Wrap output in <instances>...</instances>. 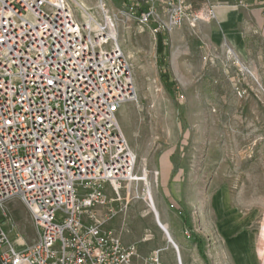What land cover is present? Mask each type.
Returning <instances> with one entry per match:
<instances>
[{"label":"rangeland","instance_id":"1","mask_svg":"<svg viewBox=\"0 0 264 264\" xmlns=\"http://www.w3.org/2000/svg\"><path fill=\"white\" fill-rule=\"evenodd\" d=\"M86 1L95 16L114 19L137 91L117 117L137 156L139 181L119 195L111 186L115 199H132L136 229L150 234L160 252L152 260L137 250L132 264H262L264 30L248 31L242 51L237 37L233 45L229 37L212 38L207 21L155 35V24L142 27L136 19L137 0ZM0 222L19 250L38 239L18 198L7 217L0 211Z\"/></svg>","mask_w":264,"mask_h":264},{"label":"built area","instance_id":"2","mask_svg":"<svg viewBox=\"0 0 264 264\" xmlns=\"http://www.w3.org/2000/svg\"><path fill=\"white\" fill-rule=\"evenodd\" d=\"M131 9L155 35L200 19L188 0ZM115 30L110 16L78 15L68 0H0V211L20 199L38 231L19 250L0 222V264H132L136 244L94 215L107 184L119 195L139 181L117 117L137 91Z\"/></svg>","mask_w":264,"mask_h":264},{"label":"crops","instance_id":"3","mask_svg":"<svg viewBox=\"0 0 264 264\" xmlns=\"http://www.w3.org/2000/svg\"><path fill=\"white\" fill-rule=\"evenodd\" d=\"M188 3L190 14L200 17L195 23L198 22L201 26L202 22L207 21L212 38L221 36L226 40L229 37L230 43L233 42V37L239 38L237 42L239 50H247L246 35L248 31L254 29L258 32L260 28L264 30V0H188ZM190 23H192L191 20L184 26H189ZM247 23L250 25L249 30L246 27ZM105 195L108 203L94 208L96 221L103 223L102 227L105 230L120 236L124 244L137 243V250L141 256L155 260L153 256L160 252V246L151 242L150 234L144 237L145 234L136 229L134 214L130 208L132 199L122 196L115 199L111 184L106 185ZM159 213V217L163 220L165 213L162 211L161 205ZM84 219L85 222L91 221L88 214H85ZM165 227L169 228L168 233L170 238L175 240H173L174 243H182L179 241L178 232L172 226L165 224ZM135 258L136 256L132 259L133 263L136 261Z\"/></svg>","mask_w":264,"mask_h":264},{"label":"bare ground","instance_id":"4","mask_svg":"<svg viewBox=\"0 0 264 264\" xmlns=\"http://www.w3.org/2000/svg\"><path fill=\"white\" fill-rule=\"evenodd\" d=\"M73 2L75 3V5L77 6V8L80 9H87L89 8V2L87 3L86 0H73ZM79 12V11H78ZM82 13V12H81ZM114 36L116 38H119L118 37V31L115 30L114 32ZM264 241V240H263ZM259 255L262 256V264H264V243H263V247L261 248L260 252H259Z\"/></svg>","mask_w":264,"mask_h":264},{"label":"water","instance_id":"5","mask_svg":"<svg viewBox=\"0 0 264 264\" xmlns=\"http://www.w3.org/2000/svg\"><path fill=\"white\" fill-rule=\"evenodd\" d=\"M159 222V221H158ZM159 224H160V226H161V228H164V226H162V224L159 222ZM165 230H166V232H167V234H168V236H169V233H168V231H167V229L166 228H164ZM169 239L171 240V238H170V236H169Z\"/></svg>","mask_w":264,"mask_h":264}]
</instances>
